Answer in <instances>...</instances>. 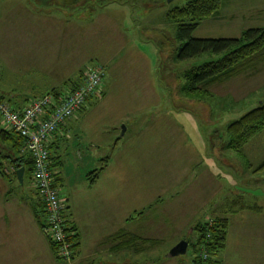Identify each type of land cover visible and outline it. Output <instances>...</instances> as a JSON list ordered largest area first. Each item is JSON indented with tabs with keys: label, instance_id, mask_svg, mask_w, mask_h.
<instances>
[{
	"label": "rangeland",
	"instance_id": "1",
	"mask_svg": "<svg viewBox=\"0 0 264 264\" xmlns=\"http://www.w3.org/2000/svg\"><path fill=\"white\" fill-rule=\"evenodd\" d=\"M187 1L88 0L87 8L80 14L70 13L73 18L68 22L44 17L38 23L30 17L31 4L38 0H0V94L10 81L4 57L13 48L22 53V36L43 37L41 51L34 53L42 56V70L52 74L49 79L47 74L39 76L37 82L54 81L52 87L63 89L67 87L64 82L75 79L79 69L101 64L105 70L104 95L93 98L70 120L74 130L70 137L66 133L68 140L60 143L55 158L62 180L59 194L64 200L68 193L86 196L80 189V176L84 166H89L90 155L99 158L94 165L104 171L93 194L100 188L106 200L117 199V213L111 208L103 212L117 220L119 211H125L132 217L127 228L147 239L145 243L136 241L131 249L105 254L103 264H189L197 237L191 228L215 218L219 213L213 209L234 198L238 189L254 197L264 211V165L257 169L264 162V129L239 152L225 147V127L264 102V62L213 84L209 96L188 97L182 89V72L210 56L188 61L175 58V25L165 14ZM260 24L264 25V0H222L218 15L202 20L192 36L233 38L240 29ZM17 57L14 54L13 59ZM25 58L18 61L23 59L26 69L31 65ZM11 60L8 56V63ZM13 83L20 85L19 81ZM121 126L125 127L122 137ZM65 180L70 184L63 187ZM5 185L0 179V195ZM13 187L9 197L35 198L28 178L22 186L15 183ZM92 201H98L97 206L94 203L98 216L87 223L90 234L84 250L95 253L96 258L95 250L101 249L93 247L94 243L105 227L114 228L117 222L102 226L108 220L102 213L106 201L100 197ZM82 204L86 206L84 201ZM244 214L247 218L242 225L239 215L226 214L231 219V243L224 264H264V215ZM181 240H188L185 254L169 257V250ZM140 248L142 252L137 253Z\"/></svg>",
	"mask_w": 264,
	"mask_h": 264
},
{
	"label": "trees",
	"instance_id": "2",
	"mask_svg": "<svg viewBox=\"0 0 264 264\" xmlns=\"http://www.w3.org/2000/svg\"><path fill=\"white\" fill-rule=\"evenodd\" d=\"M221 3L222 0H188L183 6L173 7L165 14L166 20L175 25L174 41L178 44L175 54L176 60L188 61L204 54L210 56L208 61H202L199 64H190L182 72L181 77L185 81V85L182 89L188 97L209 96L208 88L213 84L222 83L234 76L252 70L264 61V25L257 28L242 29L240 33L233 38H195L192 36L202 20L213 18L218 15ZM83 69L84 68L78 70L75 79H68L64 82L65 85H67L65 88L76 86ZM101 89L103 90H100L98 94L90 96L86 100L81 110L73 118L78 117L93 98L96 99L98 95L101 97L104 95V84H102ZM60 90L62 89L53 88L47 93H58ZM71 119H69L67 123L70 122ZM262 129H264V102L259 103L225 127L226 136L228 138L225 147L234 152H239L241 147ZM58 131L59 133H57L52 142L48 144L50 171L53 175L54 187H59L56 179L58 174L56 172V165L58 161L55 160V158L58 157V154L55 153V149L59 148L57 146V140L59 138L65 141L68 140L65 138L67 136L64 137L63 132H60V129ZM0 160V177L7 181L16 180L15 170L23 167V183L25 177L31 182V174L33 171L32 155L29 151L25 150L24 141L20 136L5 130L1 125ZM263 165L264 162L257 169H260ZM6 166L11 168L12 171L7 173L5 170ZM102 168L103 167H100L96 171L99 172ZM96 171H91L86 174V178L90 183H93L92 176H96ZM34 194L35 200L32 202L31 208L37 225L43 231L46 228V212L36 190H34ZM158 201L160 200L156 202ZM231 203V211H233V209H236L235 211L246 209L252 211L259 210V206L255 202H246L242 194L236 195ZM148 207L149 206L145 207L143 211L147 210ZM143 211L139 213H143ZM209 220H211V223ZM209 220L198 222L191 228L192 231L197 234V237L192 243L193 254L189 264H220L219 254L225 246L228 219L226 217H215ZM69 224V230L73 232L70 236V240L73 243L75 256L79 246V238L77 230L71 220H69ZM111 239L117 241L114 252L123 249H131V246L134 245L136 241H142L143 243L147 242V239L133 235L125 230L118 231ZM47 243L54 259L58 262L65 263L59 261L55 256L54 246L49 241H47ZM201 248L205 250V259H202L199 255ZM141 252L142 249H138L137 253Z\"/></svg>",
	"mask_w": 264,
	"mask_h": 264
},
{
	"label": "crops",
	"instance_id": "3",
	"mask_svg": "<svg viewBox=\"0 0 264 264\" xmlns=\"http://www.w3.org/2000/svg\"><path fill=\"white\" fill-rule=\"evenodd\" d=\"M53 2V3H51ZM86 3H88V0H38L37 3L31 4V10L33 12H30V17L38 20V23L43 20L44 17L51 18V19H63L65 22H68V18L70 13H78L84 11L87 7ZM57 5V7L55 6ZM85 7V8H84ZM105 15V14H104ZM79 16V15H78ZM77 19V18H76ZM262 24V23H261ZM256 25L249 28H257L261 27L262 25ZM88 25H92L91 21L88 22ZM238 30V28L235 29V32ZM242 29L237 31V35L240 33ZM236 35V36H237ZM235 36V37H236ZM29 38V39H27ZM22 42L21 51L17 53L10 50V53L4 57L5 60V68H6V77L8 80L7 85L4 86V91H1L0 99L6 101L8 104L13 105L14 107H22L28 103L31 99L41 97L42 95L49 92V90L55 88L52 87L56 82L54 81H41L37 82L38 77L43 78L44 74L49 76L52 74L51 71H44L43 69V63H41L42 56L38 57L37 53H34V51H41L43 37H39V34L34 36H22L20 37ZM8 51V50H6ZM15 52V53H14ZM14 54H18L17 58L13 59ZM26 55L25 61L28 62V65H31L30 67L25 69L24 63H21L22 60L19 62L22 57ZM8 56L9 60H11V63H8ZM91 60V59H90ZM18 61V62H17ZM17 62V63H16ZM264 62V61H263ZM262 62V63H263ZM9 64H12L9 66ZM52 65L53 63H49ZM13 67H16L17 70H14ZM39 69L41 70H37ZM27 72L26 75L22 77V73ZM29 71H32V74L29 75ZM20 78L17 79L15 76H19ZM57 80V79H56ZM19 81L20 85L16 86L13 82ZM9 84H11V87H9ZM13 103V104H12ZM70 122L65 124L60 128V132H63V135L66 136V133L70 134L74 130V126H72ZM59 133V131H58ZM62 137V136H61ZM67 138V137H65ZM60 141V142H59ZM67 141V140H66ZM64 142L61 138L57 140V146L59 148L55 149V153L58 154L60 152V143ZM92 147L94 145H91ZM95 147V146H94ZM90 163L89 166H84V174H82L80 177L82 179L86 178V174L91 171H96L97 168L94 165L95 161H98L99 158H95L94 155H90ZM105 166L107 167L108 165ZM7 173L11 172L10 168ZM100 170L96 176L93 177V183H89V181L83 182L81 179V186L80 189L84 192H87L86 196H77L76 194H70L68 193V198H65L66 201V215L71 220L73 225L75 226L78 238H79V246L77 248L76 254L72 260L66 263H58L53 257V254L51 252V249L47 243L46 237L44 235V232L40 229V227L37 225L35 218L33 216V211L31 208L32 202L35 200V198L31 196H16V197H9V195L14 194L13 190L15 189L13 185L15 183H18L17 180H10L7 181L4 178L0 177L3 181L7 183V186L4 189V193L0 195V264H103L101 257L105 256V254L110 253L112 254L115 249V245L117 241H114V239H111L115 233L121 230H125L133 235H137L135 231H132L131 229L127 228L128 221L130 218H132L128 213H125V211L122 213V211H119L118 219L115 220L112 216L108 217L105 215L103 211H108L110 208L112 211H116L117 213V199H111V197H108L106 200V197L101 194V189L98 188V194H93L94 191H97V185L98 182H100V175L104 171ZM56 172L57 168H56ZM58 184L61 183V177L59 176V173L56 176ZM88 180V179H87ZM29 181V179H28ZM59 184V186H60ZM69 185V181L65 180V185ZM113 189V187H112ZM117 190V189H115ZM250 191V190H249ZM88 192L90 193V196L88 197ZM106 194L107 191H105ZM115 192V191H114ZM61 193V191H60ZM1 194V193H0ZM243 194L245 201L255 202V198L252 197L250 194L244 192H239L238 194ZM64 196V195H63ZM100 197L105 202V205L102 206V213H104V217H106L108 220L104 223L102 226H108L113 225L114 222H117L116 227L114 228H108L105 227V231L102 234V236L94 243L93 247H100L101 251H96L97 257L95 258V253H89L84 250V247L87 243V238L89 237L90 233H87V223L92 219L93 216H98L96 212L94 211V203L97 206L98 201L94 202L92 201L93 198ZM64 198V197H63ZM233 199V198H232ZM232 199L225 201V204H221L220 206H216V209H213L215 213V217H226V214H232L233 216L239 215V222H245L247 215L244 213L247 212H255L259 213V215H264V211L262 206H259L256 202V204L259 206L258 211H252L249 209L242 210V211H233L230 210L232 207ZM86 204H82V202ZM114 202V204L112 203ZM122 209V206L121 208ZM144 210V209H143ZM221 214V215H220ZM224 214V216H223ZM228 219V229H227V235L225 240V246L223 250L220 252V263L224 264L225 257L229 251L230 246V237H231V219L226 217ZM242 225V224H241ZM245 236V233H242ZM242 235V236H243ZM138 236V235H137ZM243 236V237H244ZM97 246H96V245ZM81 246V247H80ZM108 246V247H106ZM100 257V259H99ZM224 259V261L222 260ZM223 262V263H222Z\"/></svg>",
	"mask_w": 264,
	"mask_h": 264
},
{
	"label": "built area",
	"instance_id": "4",
	"mask_svg": "<svg viewBox=\"0 0 264 264\" xmlns=\"http://www.w3.org/2000/svg\"><path fill=\"white\" fill-rule=\"evenodd\" d=\"M103 77L101 65H90L84 67L75 87L64 88L58 93H46L19 108L0 99V125L20 136L25 150L33 157L31 184L46 212V228L43 232L47 241L54 246L55 256L65 263L74 258L70 240L73 232L69 230L66 201L59 194L58 187L53 185L48 144L60 127L81 110L86 100L100 92ZM199 255L202 259L206 258L204 248L200 249Z\"/></svg>",
	"mask_w": 264,
	"mask_h": 264
},
{
	"label": "water",
	"instance_id": "5",
	"mask_svg": "<svg viewBox=\"0 0 264 264\" xmlns=\"http://www.w3.org/2000/svg\"><path fill=\"white\" fill-rule=\"evenodd\" d=\"M170 0H167L169 2ZM125 131V127L121 126L120 127V137L123 136ZM23 174H24V168H18L15 170V178L20 186L23 185ZM187 241L186 240H181L179 241L176 245H174L168 252L169 257H176L179 255H183L186 252L187 249Z\"/></svg>",
	"mask_w": 264,
	"mask_h": 264
}]
</instances>
